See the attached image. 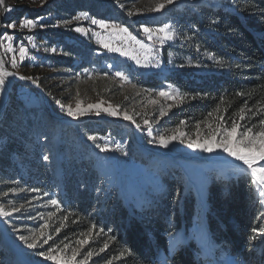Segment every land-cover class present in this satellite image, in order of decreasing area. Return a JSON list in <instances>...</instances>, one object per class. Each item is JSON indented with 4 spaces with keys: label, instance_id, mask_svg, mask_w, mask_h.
I'll use <instances>...</instances> for the list:
<instances>
[{
    "label": "rangeland",
    "instance_id": "1",
    "mask_svg": "<svg viewBox=\"0 0 264 264\" xmlns=\"http://www.w3.org/2000/svg\"><path fill=\"white\" fill-rule=\"evenodd\" d=\"M221 2L3 0L0 4V60L7 72L31 78L10 83L0 115V148L7 149L11 137L16 138L14 147L8 150L7 168L0 169V208L11 213L0 216V247L11 257L10 264H62V259L71 257L74 252L73 264L94 262L95 255L85 260L82 246L69 248L51 244L54 238L50 224L59 208L57 192L64 176L61 165L71 170L74 163L82 162L90 163L104 192L116 191L124 204H130L139 215L154 196L161 194V174L172 178L180 175L196 197L197 210L189 231H178L169 239L170 250L188 246L203 264H240L233 256L224 255L211 239L205 224L209 207L205 197L200 199V196L211 183H226L241 175L240 169H245L255 181V196L264 210V197L259 194L264 190V178L259 173L254 176L246 165L247 168L237 165L243 162L220 148L211 153L189 148V137L184 130L167 125V119L180 105L178 93L170 87L143 90L134 83V79L141 76L165 73L160 51L164 46L173 45L175 40L170 24L171 9L193 10L196 5L219 6ZM161 3L165 7L155 10ZM21 10L22 18L17 14ZM35 13L41 16L34 19ZM25 19L35 21L36 26L22 28L20 25ZM94 19L103 20L109 26L93 24ZM13 22L16 27H7ZM77 28L85 31L77 32ZM123 28L127 32L120 30ZM145 28L150 31L146 33ZM162 28L166 30L163 33L159 31ZM6 35L13 38L12 51H8ZM21 46L27 50L23 59L19 53ZM161 92L167 95L162 96ZM2 96L3 89L0 102ZM57 100L71 105L74 110L77 101L82 108L98 104L100 115L92 108L83 116H69L67 108H61ZM104 109L115 111L117 115H109ZM125 114L131 119H124ZM179 133L184 136L179 137ZM173 135L178 139L171 141L168 147L159 143V137L168 139ZM90 136L96 139L91 140ZM30 138L32 142H28ZM220 138V135L215 137ZM191 139L203 142L206 138L197 135ZM20 145L25 150L33 149L34 145L46 149L47 160L54 165L53 178L59 184L55 191L38 190L29 184L35 177L27 176V163L22 160ZM104 145L108 146V151H101ZM209 159L218 163L204 161ZM226 160L233 163H221ZM255 166L264 167V161ZM51 200L58 203L53 205ZM33 234L40 239L36 249L29 248L20 239L21 235L32 237ZM44 239H48L47 244L42 243ZM50 246V254L58 259L49 260L38 254L47 253Z\"/></svg>",
    "mask_w": 264,
    "mask_h": 264
},
{
    "label": "trees",
    "instance_id": "2",
    "mask_svg": "<svg viewBox=\"0 0 264 264\" xmlns=\"http://www.w3.org/2000/svg\"><path fill=\"white\" fill-rule=\"evenodd\" d=\"M192 8L171 9L175 40L160 51L165 73L141 76L134 83L143 90L176 91L181 102L167 125L180 127L189 138L207 139L217 129L222 133L230 128L232 121L240 125L238 132L247 127L257 131L264 119V0H222L219 6ZM22 11L17 13L20 18ZM11 138L7 149L0 148V169L7 168L8 150L16 141ZM20 147L27 176L35 177L29 184L55 191L59 184L52 175L54 165L44 159L49 156L46 149ZM61 168L64 176L57 192L59 208L50 224L51 244L82 246V256L95 255L92 264H203L188 246L170 250L169 239L178 231H189L197 210L196 197L180 175L161 174V194L139 215L116 191L104 192L89 162L74 163L71 170L64 164ZM239 171L237 178L206 188L205 224L224 255L240 264H264V210L251 174ZM82 240L87 243H78ZM11 260L0 247V264Z\"/></svg>",
    "mask_w": 264,
    "mask_h": 264
},
{
    "label": "snow or ice",
    "instance_id": "3",
    "mask_svg": "<svg viewBox=\"0 0 264 264\" xmlns=\"http://www.w3.org/2000/svg\"><path fill=\"white\" fill-rule=\"evenodd\" d=\"M3 3V0H0V4ZM167 4H171L173 3V0H166ZM165 4L161 3L158 4L157 8L155 10L159 11L160 9L164 8ZM10 10V9H8ZM130 15L132 14L131 12L129 13ZM83 16H87L86 13L82 14ZM77 19H79V17H77ZM93 24H99L101 27L103 28H107L109 25L103 21H97V20H92ZM22 28L23 27H35L36 23L35 21L31 20V19H25L22 21L21 25ZM7 27L9 28H14L16 27L15 22L9 24ZM116 27V26H113ZM123 32H127L126 28L120 29ZM77 32H81V31H85L84 29L81 28H77L76 29ZM144 31L146 33H148L150 30L148 28H145ZM160 32H165L166 30L164 28L159 30ZM5 38L9 41V46H8V51H12V45H11V41H12V36H5ZM166 38H170V37H166ZM29 39H31V37H29ZM105 47H109V45L105 44ZM115 50V49H113ZM26 49L21 46L19 48V53H20V58L23 59L25 54H26ZM122 54H126V53H122ZM13 67H15L16 65V61H15V57H13ZM13 75V73L11 72H7L6 70H4L3 68V63L0 62V90H2L5 86V77L7 76H11ZM117 75H120L119 73H117ZM21 79H31L30 77H20ZM160 95L162 96H166L167 93L165 92H161ZM57 104H60L61 108H67V114L69 116H83L85 115V113L87 111H89L92 108H96V115H100V106L97 105H88L87 108H82L80 106V102L77 101L76 104V108L75 110L73 109V107L71 105H65L63 103H61L60 100L56 101ZM103 111L107 112L109 115H117V113L115 111H110L109 109H104ZM251 111V110H249ZM240 119L244 120V108L240 109ZM209 115H211V113H209ZM124 119H131L127 114L124 115ZM147 123V122H146ZM181 123H184L183 121ZM259 125L261 126L257 131H253L252 127H247L244 131L239 133V139H237V133H238V129L240 128V125L237 124L236 121H232L231 122V127L230 128H224L223 132L221 133L219 131V129L213 131L212 135L203 140V142H199L197 140H192L191 138H188V147L189 148H197V149H202L205 152H213L215 149L220 148L223 150V152L229 154L230 156L234 157L236 160L238 161H242L244 165H246L249 169H251L253 175L255 176L256 174H260L262 178H264V167H256L255 165L257 164V162L259 161H264V119H260L259 120ZM216 135H220V139L216 140L215 137ZM184 133H179V137H183ZM89 139L91 140H95L96 137L95 136H90ZM178 139L177 135H173L171 137H169L168 139H165L163 136L159 137V143L163 146V147H168L169 143H171V141ZM181 142L183 143V139H181ZM98 147H100L98 145ZM101 151H108V146L104 145L103 147H101ZM45 160L48 159L47 156L44 157ZM255 182V181H254ZM260 196L264 197V190L260 191ZM51 203L53 205H56L58 203L57 200H51ZM14 211H19V209H14ZM11 213L10 212H6L3 208H0V216H10ZM47 225H45L46 227ZM95 227V226H93ZM59 229H57L58 231ZM102 231V230H101ZM40 235L42 236L43 233L41 232ZM20 239L22 241H25L27 243V246L29 248L32 249H36L39 246L40 243V239L38 236H36L35 234H33L32 237H26L21 235ZM48 239H51V237H48ZM48 239H44L42 241L43 244H47L48 243ZM78 243H87V240H82V241H78ZM65 247H67V245H65ZM105 247H107V245H105ZM101 251H104V249L102 248ZM52 252V248L51 246L48 249V252H44V251H40L38 254L40 256H46L47 259L49 260H56L58 259L57 256L51 255L50 253ZM75 255L76 253L74 252L73 255L71 257L68 258H63L62 259V264H73V261L75 260ZM93 255L92 252H88L87 255L85 256V260H87L89 257H91ZM81 264H83V262H81Z\"/></svg>",
    "mask_w": 264,
    "mask_h": 264
},
{
    "label": "bare ground",
    "instance_id": "4",
    "mask_svg": "<svg viewBox=\"0 0 264 264\" xmlns=\"http://www.w3.org/2000/svg\"><path fill=\"white\" fill-rule=\"evenodd\" d=\"M0 62H1V60H0ZM3 68H4V64H3ZM4 70H6V69L4 68ZM12 81L24 82L25 80L21 79L20 76H18L16 74H13L11 76L5 77V86L3 88V96H2V100L0 102V115L2 114L3 109H4L5 105H6V101H7V98H8L7 95L9 93V87H10V83ZM205 196H206V192L203 191L202 195L200 196V199H202Z\"/></svg>",
    "mask_w": 264,
    "mask_h": 264
},
{
    "label": "water",
    "instance_id": "5",
    "mask_svg": "<svg viewBox=\"0 0 264 264\" xmlns=\"http://www.w3.org/2000/svg\"><path fill=\"white\" fill-rule=\"evenodd\" d=\"M189 160H192V159H189ZM204 161H206V162H214V163H218L217 161H213V160H211V159H209V160H204ZM220 162V161H219ZM233 163L232 161H230V160H226V161H222L221 163ZM234 164H235V162H234ZM237 165H239V166H244V167H246L245 165H243V164H237ZM247 168V167H246ZM247 169H249V168H247ZM250 170V169H249Z\"/></svg>",
    "mask_w": 264,
    "mask_h": 264
}]
</instances>
